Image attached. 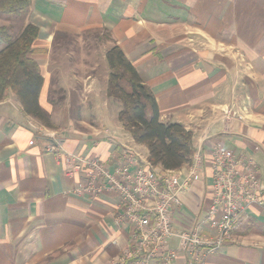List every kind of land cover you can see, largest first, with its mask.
<instances>
[{
  "label": "crops",
  "instance_id": "0c3cea01",
  "mask_svg": "<svg viewBox=\"0 0 264 264\" xmlns=\"http://www.w3.org/2000/svg\"><path fill=\"white\" fill-rule=\"evenodd\" d=\"M29 1L24 24L39 28L32 58L50 124L27 116L13 93L0 99V264H113L130 244L116 194L75 195L83 174H67L74 157L113 167L125 149L148 155L122 130L120 108L110 107L106 65L95 78L89 52L66 65L68 50H55L60 41L82 43L86 32L119 46L150 87L160 120L191 131L202 150L200 176L173 209V233L202 222L218 143L251 158L264 199V0ZM169 247L177 249L175 237ZM175 260L189 264L182 254ZM206 264H264V205L248 208L232 241Z\"/></svg>",
  "mask_w": 264,
  "mask_h": 264
},
{
  "label": "built area",
  "instance_id": "2783aa9c",
  "mask_svg": "<svg viewBox=\"0 0 264 264\" xmlns=\"http://www.w3.org/2000/svg\"><path fill=\"white\" fill-rule=\"evenodd\" d=\"M47 150L56 151L50 144ZM212 150L211 196L204 218L178 233L172 231L173 209L180 206V195L202 167L199 151L189 167L178 171L155 169L129 149L122 151L120 162L113 167L97 159L74 157L73 169L67 174H83L84 181L73 193L90 198L115 193L120 208L117 220L131 228L130 244L113 264H173L179 254L189 264H206L210 256L232 241L248 208L263 207L259 170L251 158L220 144ZM173 237L177 239L176 250L169 247Z\"/></svg>",
  "mask_w": 264,
  "mask_h": 264
},
{
  "label": "trees",
  "instance_id": "16d2710c",
  "mask_svg": "<svg viewBox=\"0 0 264 264\" xmlns=\"http://www.w3.org/2000/svg\"><path fill=\"white\" fill-rule=\"evenodd\" d=\"M29 0H0V15L28 13ZM13 25L0 27V99L11 92L20 108L44 126H49L46 114L39 106L43 78L33 48L39 28L31 23L23 24L13 33ZM119 46L106 51L108 67L106 98L120 104L117 120L122 130L134 143L144 145L147 162L155 169L178 171L189 167L195 155L191 131L178 123H164L151 92L125 57Z\"/></svg>",
  "mask_w": 264,
  "mask_h": 264
},
{
  "label": "rangeland",
  "instance_id": "374dc122",
  "mask_svg": "<svg viewBox=\"0 0 264 264\" xmlns=\"http://www.w3.org/2000/svg\"><path fill=\"white\" fill-rule=\"evenodd\" d=\"M38 10L39 11L42 10V12H44L43 9H41V8L38 9ZM46 13L50 14L49 10H47ZM60 13H61V10H58L55 16H57L58 14L60 15ZM0 17L2 18L3 25H5V26H7L9 24L13 25V27H14V28H12L14 30L13 33L16 34L19 31V28L27 21L28 13H25V14H22V15H17V16L16 15H12V16L11 15H3V16L1 15ZM103 33L107 34L105 32H103ZM96 35H97V32H92V31L84 33V41L82 42L83 45L79 41L78 42L74 41L72 43H70L68 41L66 44H70V46H66V45L63 44L62 41H60L59 42L60 45H63V46L58 47L55 50L58 49L59 53L66 52V50H68L67 52L69 53V55L66 58V63H65L66 65L67 64H71V63L72 64H76V62L78 60H80V55L84 56L85 55V53H84L85 51L89 52V54L91 55L92 61H96L97 62L96 66L98 67V70H100V71L97 70L94 73V77L97 78V76L99 77V75H100L99 73H101V71H103V69H104L103 65L107 64L106 63V59H105V55H106L105 51H107L109 48H111V46L109 44H108V46L107 45L105 46L104 44H106V43L99 42L98 40H96L95 39ZM106 37H108V36L106 35ZM56 43H58V41ZM88 47H90V50H87ZM105 48H107V49H105ZM64 59H65L64 57L61 58V60H64ZM106 67H107V65H106ZM110 107L112 108L113 112H117L118 108H120V104L117 101H115L114 99H110ZM138 145H140V144H138ZM142 146L144 147V145H142ZM138 150L141 151L142 154H144L143 150H140V149H138ZM197 152H198V149H196L195 153H197ZM201 152H202V150L199 151V153H200L199 155L202 158L203 156L201 155ZM137 154L139 155V153H137ZM199 171L200 170H198V172ZM199 176H200V173H197L196 177H199Z\"/></svg>",
  "mask_w": 264,
  "mask_h": 264
}]
</instances>
